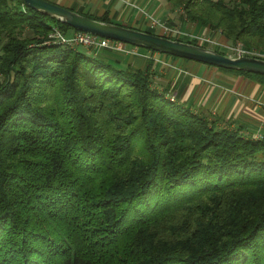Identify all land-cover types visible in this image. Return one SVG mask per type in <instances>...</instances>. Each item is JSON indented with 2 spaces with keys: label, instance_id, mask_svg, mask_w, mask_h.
Segmentation results:
<instances>
[{
  "label": "trees",
  "instance_id": "1",
  "mask_svg": "<svg viewBox=\"0 0 264 264\" xmlns=\"http://www.w3.org/2000/svg\"><path fill=\"white\" fill-rule=\"evenodd\" d=\"M166 1L264 49V0ZM54 25L77 31L0 0V264H264V137L172 100L154 60L48 43Z\"/></svg>",
  "mask_w": 264,
  "mask_h": 264
},
{
  "label": "crops",
  "instance_id": "2",
  "mask_svg": "<svg viewBox=\"0 0 264 264\" xmlns=\"http://www.w3.org/2000/svg\"><path fill=\"white\" fill-rule=\"evenodd\" d=\"M80 13L107 14L110 21L140 30H151L152 20L169 23L171 9L164 0H50ZM156 32V31H153ZM126 63L143 68L154 60L156 87L191 108L214 118L221 127L240 129L256 139L264 137V82L245 74L221 70L191 59L175 58L150 50L115 54Z\"/></svg>",
  "mask_w": 264,
  "mask_h": 264
},
{
  "label": "water",
  "instance_id": "3",
  "mask_svg": "<svg viewBox=\"0 0 264 264\" xmlns=\"http://www.w3.org/2000/svg\"><path fill=\"white\" fill-rule=\"evenodd\" d=\"M25 2L33 10L57 18L80 31L217 67L264 74V58L247 55L231 56L199 44L113 22L100 21L50 0H25Z\"/></svg>",
  "mask_w": 264,
  "mask_h": 264
},
{
  "label": "built area",
  "instance_id": "4",
  "mask_svg": "<svg viewBox=\"0 0 264 264\" xmlns=\"http://www.w3.org/2000/svg\"><path fill=\"white\" fill-rule=\"evenodd\" d=\"M152 25L157 26L160 29L161 34L168 35L170 37L175 38H188L191 40H197L199 43L204 41H214L207 35H194L193 33H188L186 30H182V28L173 27L171 25L164 24L159 20H152ZM48 43H58L65 44L70 46H84L89 49H108L116 53L120 54H137L138 46H134L123 41L110 39L107 37H102L90 32L85 31H73L71 33H66L64 30L58 25H54L49 33ZM223 46L232 50L236 55L235 56H255L259 58H264V53L254 52L248 50L245 46L238 45H230L228 43H224ZM172 100H174V96H170Z\"/></svg>",
  "mask_w": 264,
  "mask_h": 264
},
{
  "label": "rangeland",
  "instance_id": "5",
  "mask_svg": "<svg viewBox=\"0 0 264 264\" xmlns=\"http://www.w3.org/2000/svg\"><path fill=\"white\" fill-rule=\"evenodd\" d=\"M164 1L167 2L166 0H164ZM170 5L173 8V9H171L170 20H169V23L171 24V26L177 27V28H182V30H186V32L191 33V34L193 33L194 35H204L205 34L214 40L213 42L212 41H204V42H200V43L196 40L197 43H199L200 45H206L207 47H209L211 49L222 51L225 54H228L231 56H235L236 54L232 50L223 46L224 43H228L230 45L241 44V45L245 46V44L242 41H239L238 43H233L231 41H228V39L226 37H224L221 29L210 32L209 28H205L203 26L201 28V26L198 25L197 22L193 21L192 19H190L186 15V11H185V8L183 5L178 6V7H175V6L173 7V5L171 3H170ZM151 29L153 31H156L155 33L161 34L160 32H158L159 30L158 31L156 30V28L152 27ZM183 39H188V38L185 37ZM140 48L145 49L142 47H140ZM246 48L250 51H254L257 53L258 52L264 53V49L260 48V47L253 46L250 48L249 47H246ZM86 49L88 50L89 48H86ZM111 53L114 55L119 54V53L112 52V51H111Z\"/></svg>",
  "mask_w": 264,
  "mask_h": 264
}]
</instances>
